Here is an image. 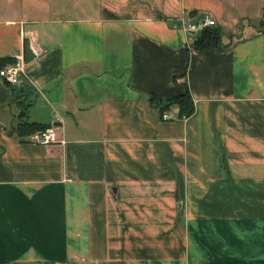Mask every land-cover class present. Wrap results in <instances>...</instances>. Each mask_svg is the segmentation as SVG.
Returning <instances> with one entry per match:
<instances>
[{"label":"crops","instance_id":"0c3cea01","mask_svg":"<svg viewBox=\"0 0 264 264\" xmlns=\"http://www.w3.org/2000/svg\"><path fill=\"white\" fill-rule=\"evenodd\" d=\"M36 2L0 14V264H264V0Z\"/></svg>","mask_w":264,"mask_h":264},{"label":"trees","instance_id":"16d2710c","mask_svg":"<svg viewBox=\"0 0 264 264\" xmlns=\"http://www.w3.org/2000/svg\"><path fill=\"white\" fill-rule=\"evenodd\" d=\"M221 36L219 32L214 28V25L206 26L199 37L195 40V47L199 49H205L212 45L219 44ZM175 82L181 85L184 89L182 92L175 94L171 97H157L156 95H150L151 101H153L161 111V114L169 109H173L177 112L179 117L191 115L195 110V101L190 92L186 81L180 80L179 76H174ZM29 126L33 129L43 130L47 127L46 124L39 122H28Z\"/></svg>","mask_w":264,"mask_h":264},{"label":"built area","instance_id":"2783aa9c","mask_svg":"<svg viewBox=\"0 0 264 264\" xmlns=\"http://www.w3.org/2000/svg\"><path fill=\"white\" fill-rule=\"evenodd\" d=\"M214 24L215 19L207 15L198 19L196 23H185V28L189 31V33H192L197 32L198 30H203L206 26ZM24 63V59L21 56H17L12 62L6 63L4 66L0 67V77L12 85L20 84L25 71ZM161 116L163 119H173L178 117V114L175 110L169 109L164 111ZM29 139L41 144H50L61 141L58 133L51 128L36 131L29 136Z\"/></svg>","mask_w":264,"mask_h":264},{"label":"rangeland","instance_id":"374dc122","mask_svg":"<svg viewBox=\"0 0 264 264\" xmlns=\"http://www.w3.org/2000/svg\"><path fill=\"white\" fill-rule=\"evenodd\" d=\"M57 12L46 4H39L36 0H0V14H16L30 16H43Z\"/></svg>","mask_w":264,"mask_h":264}]
</instances>
